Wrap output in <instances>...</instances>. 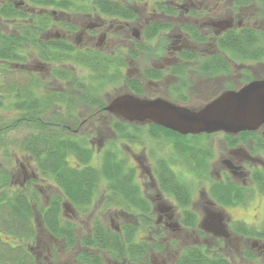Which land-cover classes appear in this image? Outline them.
<instances>
[{
    "label": "flooded vegetation",
    "instance_id": "af4514ba",
    "mask_svg": "<svg viewBox=\"0 0 264 264\" xmlns=\"http://www.w3.org/2000/svg\"><path fill=\"white\" fill-rule=\"evenodd\" d=\"M143 2L145 7L142 11L145 13H141L138 2L135 15L131 18L103 14L97 7L91 5L84 8V11L52 8L54 22L51 27L60 28L61 34L57 32L52 34L48 27L39 37L44 41L60 38L75 45L98 47L110 53L113 47L127 46L126 40L130 39H133L132 48L134 41H145L153 48L157 45L159 52L148 54L137 50L136 56L114 57L121 63L125 61V65L119 67L122 73L128 82L137 83L144 92L143 94L133 92L123 78L117 81L122 87L115 95L133 93L144 98L161 97L196 109L224 91L238 89L252 80H264V56L236 59L224 52L217 40L224 32L239 30L243 26L264 31V0ZM66 12H80L84 19L75 24L57 16ZM26 21V16H23L13 21L12 30H8V34H20L18 44L24 48L29 46L24 30L27 26ZM15 22L20 23L19 29ZM156 23L164 25L163 28L146 40L144 31ZM81 35L85 36L83 44L76 39ZM103 42L105 44L101 46ZM192 53L194 55H191ZM216 63L221 66L216 67ZM7 65L19 69L27 77L23 93L21 92L23 107L27 106L29 84L38 86L36 98L39 100L45 84L54 85L56 86L54 89L59 91V86L56 85H59L57 75L51 73L48 63L39 57L36 56L34 62H28L25 52L19 60H7ZM69 75L83 74L73 72ZM1 76L2 73L0 78ZM48 77L52 80H45ZM107 85L106 81H98L96 83L98 90L97 88L91 90L97 92V97L94 96L96 98L94 100L90 98V102L87 103L71 94L76 102V108L73 111L74 116L64 124L72 128L73 133L85 136L87 143L93 148V159L108 147V142L106 146H103V143L95 144L92 137L88 136L89 134L92 136L94 130L97 134L101 128H105L114 136L112 127L116 124L125 126L133 132L132 142L119 140L117 148L120 156L126 157L128 165L133 168L134 181L141 195L146 198L148 208L145 211L137 210L134 215L114 206L109 208L114 209L113 214L124 217L121 224L124 222L134 224L136 239L144 238L150 243L157 241L161 243L159 249L149 248V264H155L156 256L161 259L160 264H175L186 245L198 243H205V250L211 253L223 254L231 264L240 262L249 264L260 256L263 257L264 264V122L254 130L236 133L216 131L187 137L185 135L189 134H180L150 121H129L108 112L105 106L115 95L105 101L101 98ZM12 94L6 98L8 106L6 111L11 114V117L8 116L9 119L15 118L18 112L14 108L16 98ZM96 100L102 105L93 103ZM57 103L56 101L55 104L58 105ZM82 109L88 112L84 117L81 116ZM39 118L42 119V115ZM151 124L164 129L157 130L151 127ZM87 128L90 130H82ZM186 149L196 152V162L189 163L186 160L184 156ZM164 163L190 187L191 198L187 205L181 204L175 193L160 186L157 172ZM29 171L27 173L23 169L25 184L35 175L34 168ZM40 178L44 180L42 176ZM54 189V192L60 193L56 183ZM194 189L198 196L195 201ZM105 194L106 184L104 186L100 184L90 206L98 195L101 198L100 203L104 202ZM65 203L68 204L65 206ZM61 207L62 214L69 216L68 218L79 226L80 212L64 198ZM248 207L260 209L261 215L257 219H251L245 215L230 214V209H241V212H245ZM189 211L197 217V228L186 224ZM237 223L243 226H238ZM121 224L114 229L119 231ZM252 230L262 236L249 235ZM78 231L79 228L76 232ZM43 233H46L47 242L42 243V247L55 248L58 252L59 247L55 246L59 244V240L51 236L43 226L38 227V244ZM191 240L194 242H187ZM249 253L253 256L247 257L250 256ZM111 257L110 260L107 259L108 262L112 260L114 264H126L124 260L119 261Z\"/></svg>",
    "mask_w": 264,
    "mask_h": 264
},
{
    "label": "trees",
    "instance_id": "16d2710c",
    "mask_svg": "<svg viewBox=\"0 0 264 264\" xmlns=\"http://www.w3.org/2000/svg\"><path fill=\"white\" fill-rule=\"evenodd\" d=\"M84 1L97 7L103 14L131 18L135 15L136 3L145 0H0V22L26 16L27 26L24 30L29 43L28 52L50 64L49 71L57 75L60 82L59 91L54 89L56 86L45 84L41 100L36 98L38 86L29 84L27 106L23 107L21 92L23 93L27 77L19 69L8 66L7 60L21 59L25 50L18 44L21 39L19 33L8 34L0 27V73L3 74L0 78V96L6 100L7 95L14 93V108L18 111L15 118L9 119L10 122L7 119L1 121L0 118V148L4 154L0 164V234L4 233L5 237L10 238L2 241L0 237V264L39 263L36 214L48 233L64 243L66 251L74 246L81 248L80 252L76 251L75 262L72 264H104L102 252H107L119 261L124 260L126 264H149V248L161 247L159 241L150 243L144 238L136 239V227L133 223H122L118 231L96 217L92 219L88 231L80 234L75 230L76 223L62 214L63 198L80 213H86L102 183L106 184L103 204L107 208L114 206L133 215L137 210L145 211L148 208L146 198L141 195L134 181L133 168L128 165L126 157L120 156L117 148L119 140L132 142L133 132L125 126L113 124L115 135L99 155L98 163L93 164V148L87 143L85 136L73 133L72 128L64 123L74 116L76 108L71 94L86 103L90 102V98L94 100L97 97V92L91 90H98V81L114 84L124 78L133 92L143 94L141 86L128 82L119 68L125 65V61L121 63L114 57L136 56L137 50L148 54L159 52V47H150L145 41H134V49L115 47L110 53L98 47L75 45L60 38L44 41L39 37L52 26L54 19L51 10L50 13H40L33 12L32 8L77 11L90 6L81 5ZM15 23L19 29L20 23ZM163 26L156 23L148 27L144 31L145 39L151 38ZM217 40L220 48L236 59L264 56V31L259 28L243 26L239 30H228L217 37ZM215 66L219 67L221 64L216 63ZM83 69L88 74L69 75ZM56 101L58 105L55 104ZM93 103L102 105L97 100ZM41 115L42 119L39 118ZM150 126L157 130L164 129L154 124ZM11 130L23 131L25 134L14 140L9 138L8 132ZM15 144L34 164L35 175L24 186L12 183L7 166L6 157H9ZM184 156L189 163L196 162L195 151L186 149ZM160 166L157 172L160 186L175 193L180 203L187 205L191 198L190 187L181 181L168 164ZM41 176L43 179H50L60 188V193H51L46 204L40 201L41 192L35 185ZM186 224L197 228V217L191 211ZM249 235L262 236L253 230ZM205 246V243L186 245L175 264H231L226 256L211 253L205 250ZM249 254L247 257L253 256L252 253Z\"/></svg>",
    "mask_w": 264,
    "mask_h": 264
},
{
    "label": "water",
    "instance_id": "95a60500",
    "mask_svg": "<svg viewBox=\"0 0 264 264\" xmlns=\"http://www.w3.org/2000/svg\"><path fill=\"white\" fill-rule=\"evenodd\" d=\"M105 109L129 121H150L180 134L254 130L264 122V80L224 91L196 109L133 93L115 95Z\"/></svg>",
    "mask_w": 264,
    "mask_h": 264
},
{
    "label": "rangeland",
    "instance_id": "374dc122",
    "mask_svg": "<svg viewBox=\"0 0 264 264\" xmlns=\"http://www.w3.org/2000/svg\"><path fill=\"white\" fill-rule=\"evenodd\" d=\"M85 4L90 5V3L88 1H84L81 3V5H85ZM143 4H144V2L140 3V5H139V6H141V9H140L141 13H145L142 11L143 8L145 7ZM23 9L24 8H22V10ZM50 10H51V8H49V9L43 8L41 10L39 8H32L33 12H40V13H46V12L50 13ZM77 11H84V9L77 10ZM57 16H60L64 21L75 22V24L80 23L81 20L84 19V16H82V14H80V12H78V13L77 12L76 13L66 12V13H63V14L57 15ZM16 19L19 20V18H16ZM16 19H7L4 23L0 22V27H1L2 31L5 33H8V30H12V26L14 25L13 21ZM49 29H50V32L52 34H54L53 32H57V33L61 34V29L58 27H50ZM76 39L77 40L79 39V42L83 44V42L85 40V36L81 35V36H79V38L77 37ZM132 41H133V39L126 40L127 46L119 45L118 48L120 47L121 49L126 50L127 48H130L132 46ZM104 44H105V42H103L101 44V46ZM114 48L115 47H113V49ZM27 49L28 48H24V50L27 54L28 62H31V61L34 62L36 60L37 55L35 56V54H30V52H28ZM25 52H23V53H25ZM0 63H1V61H0ZM48 65H50V64H48ZM130 65L131 64H129V66ZM252 65H254L255 67L257 66V64H252ZM74 72H76V71H74ZM80 73L85 74V75L88 74V72H86L84 69L78 70V74H80ZM130 74H132V73L130 72ZM56 85L58 86V84H56ZM121 87L122 86L120 85V82H116L114 84H108L105 87V89L103 90V92L101 94V98L105 101L109 97L118 93L119 90L121 89ZM0 95H2V94L0 93ZM3 96H4V94H3ZM0 100L2 101V104L0 105L1 121H4V119H7L6 121H9V117H11V114H10V112L6 111V109L8 108L6 100L4 97H1V96H0ZM87 113L88 112L85 109H82L81 116L84 117ZM12 114L14 115V113H12ZM82 130L88 131L90 129L87 128V129H82ZM8 134L10 135L9 138H13L14 140H17L19 137H22L25 133L23 131L11 130L8 132ZM91 135L92 136H90V134H89L88 136L92 137L95 144H102L103 143L104 144L103 146H106L107 145L106 143L112 137L110 132H108L107 129H105V128H101V130H99V132L97 134H96V131L94 130ZM88 144H90V143H88ZM124 149L126 152H128V150L126 148H124ZM3 157H4L3 150L0 148V164H2V162H3ZM98 157L93 159V161H92L93 164L98 163V160H96V159H98ZM6 159H8L7 160V163H8L7 166L10 169V175L12 176V183L14 185H19V186L25 184V182L23 180L24 179L23 169H25V171H27V173H29L30 172L29 170L34 168V164L32 161H30V158L27 156V154L24 151L20 150L19 147L15 144L12 146V150L10 151V155H9V157H6ZM27 182H30V181H27ZM27 182H26V184H27ZM35 185H37V187H39V190L41 192L40 201L45 203V204L48 203L49 199H50L49 195H51V193H55L54 192L55 191L54 183H52V181L50 179L45 178L44 180L39 179V181ZM101 186H104V183H102ZM148 192L152 193L151 191H148ZM193 196H194V201L198 199L196 189H194ZM46 200H48V202ZM100 200H101V198L98 195V198L89 207L88 211L86 213H83V214L80 213L81 223H79V226L76 224V227H75L76 231L79 228L78 233L82 234L83 232L88 231L92 219H94L96 217L101 219L105 224L112 225L113 227H119L121 222L124 220V217L119 216V214L118 215L113 214L114 209L113 208H107L103 204V202L100 203ZM230 211H231L230 214L233 216L245 215V217L251 218V219H257L261 215L260 209H258V208L254 209L251 207L246 208L245 212H241V209H230ZM66 212L69 213V211H66ZM63 216L66 218L69 217L66 215H63ZM35 217H36V221H37V223H36L37 226L38 227L42 226L38 214H36ZM41 236L42 237H41V241L39 240L38 252H37V259L39 260L38 264H70V263L72 264L73 262H75L74 259H75V256L77 255V252L81 249L80 247L74 246L71 250L66 251L65 245L61 241V242H59V244L57 246H55V247H59L58 252H56L55 248L50 249L48 247H46V248L42 247V243L47 242V237H46V233H43ZM0 237H1L2 241H8L10 239V238L8 239L7 237H5L4 233H1ZM185 241H182V242L184 243ZM187 242L193 243L194 241L191 240V241H187ZM231 253H232V251H231ZM101 255H102L104 264H114L112 260L109 262L107 261V259L110 260V258H112L110 255H108L107 252H102ZM148 257L150 258V256H148ZM262 258H263L262 256L256 257L255 259L250 261L249 264H262V261H263ZM154 260H155L154 261L155 264H160L161 259L158 256L154 257Z\"/></svg>",
    "mask_w": 264,
    "mask_h": 264
}]
</instances>
